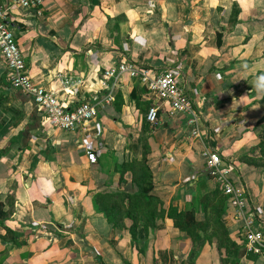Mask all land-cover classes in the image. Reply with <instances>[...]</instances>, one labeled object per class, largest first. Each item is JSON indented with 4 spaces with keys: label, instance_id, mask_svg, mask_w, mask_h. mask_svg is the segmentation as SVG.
Here are the masks:
<instances>
[{
    "label": "crops",
    "instance_id": "0c3cea01",
    "mask_svg": "<svg viewBox=\"0 0 264 264\" xmlns=\"http://www.w3.org/2000/svg\"><path fill=\"white\" fill-rule=\"evenodd\" d=\"M10 8L30 76L70 108H101L73 130L49 128L32 97L10 87L0 53V264H264L228 205L221 219L236 255L219 247L211 222L195 241L167 216H145L153 199L156 213L172 206L208 219L215 207L206 197L218 185L205 167L209 149L231 163L264 222V91L254 84L264 74V0H46L42 15ZM127 60L180 70L199 135L128 75L108 99L104 71ZM153 105L156 125L146 118ZM144 146L153 189L133 184L124 195L132 182L120 164Z\"/></svg>",
    "mask_w": 264,
    "mask_h": 264
},
{
    "label": "built area",
    "instance_id": "2783aa9c",
    "mask_svg": "<svg viewBox=\"0 0 264 264\" xmlns=\"http://www.w3.org/2000/svg\"><path fill=\"white\" fill-rule=\"evenodd\" d=\"M8 1L0 3V53L6 63L10 87L32 97L40 113L47 120L49 128L69 131L95 119L100 113L99 102H83L70 108L54 92L37 83L26 68L23 52L9 26L10 4L34 9L42 15L46 0ZM124 75L139 81L152 95L168 104L172 111L186 114L189 123L194 127L192 134L199 135V113L194 109L193 100L187 90L181 86L179 69L171 67L158 71L151 66H141L130 60L112 65L104 71L110 101L114 100V92L120 87ZM146 118L151 125H156L159 107L151 106ZM87 156L91 163H97L98 157L94 151H87ZM203 157L209 176L217 182L227 197L228 206L234 210L235 218L241 222L247 250L264 255V222L250 205L246 186L233 177L231 163L223 160L219 152L206 149Z\"/></svg>",
    "mask_w": 264,
    "mask_h": 264
},
{
    "label": "trees",
    "instance_id": "16d2710c",
    "mask_svg": "<svg viewBox=\"0 0 264 264\" xmlns=\"http://www.w3.org/2000/svg\"><path fill=\"white\" fill-rule=\"evenodd\" d=\"M263 102H264V97H263ZM264 121V117H263ZM148 169V168H147ZM150 174V180H148L147 185H142V189L144 192H149L153 189V183H152V173L151 170L148 169ZM216 193H214V196ZM212 196V197H214ZM210 196H207L208 198ZM216 197V196H215ZM226 200L227 197L225 196ZM221 201L215 205V208L212 209L213 216H209L206 221H198L196 220L195 216L193 215V212L191 211H182L179 212L177 209L174 207H170L169 211L166 214V211H161L159 213H156L155 206L157 202H154L153 199H148V211L146 212L145 216L148 217L149 220H154L156 217L159 218H165L167 216L168 218L172 219L174 222V225L179 228L181 231L186 232L189 236H191L195 241H201L203 240L202 234L200 231L205 232L207 230V223L210 225V222L213 223V229H212V234L214 239L217 240L219 247H224L226 249L227 254H239L241 247L236 245V243L232 242L227 235V229L225 225L222 223V214H223V209L222 205H220ZM128 213L127 215H131ZM120 216V215H119ZM135 217L134 223L137 221ZM206 226V227H205ZM196 250V247L193 248L192 253L194 254Z\"/></svg>",
    "mask_w": 264,
    "mask_h": 264
},
{
    "label": "rangeland",
    "instance_id": "374dc122",
    "mask_svg": "<svg viewBox=\"0 0 264 264\" xmlns=\"http://www.w3.org/2000/svg\"><path fill=\"white\" fill-rule=\"evenodd\" d=\"M145 137L144 135L142 136V138ZM147 150H146V146H144L141 150H135L134 152V156L132 157V160L131 162H129V153L127 155H125L126 157H128V161H124L120 164V167H119V171L121 173V175H129L131 176V182L132 183H127L128 185V192H123L124 195H129V189L131 188V185L133 184H136L138 187L142 186V185H146L148 184V180H150V172L149 170L147 169V158H146V154H147ZM142 158V159H141ZM250 178H254L255 179V176L254 174L252 173V175H250ZM214 193H216V197L214 196V199H213V206L215 207V205L217 203H220V205H222V209H223V214L225 212V209L227 208V201H226V198L221 190V188L217 185V188L215 189ZM124 195L120 198V200L122 201L120 203V205L122 206H126V200L127 197H124ZM210 197H212L210 195ZM250 205H252L251 201H250ZM214 209V208H212ZM212 209L210 210L211 212L209 214H204L203 215V218L205 217H209V216H213V212H212ZM222 214V216H223ZM121 218H128L129 219V215H124V214H121L120 215ZM120 218V220H121ZM204 220V219H203ZM202 220V221H203ZM241 235V234H240Z\"/></svg>",
    "mask_w": 264,
    "mask_h": 264
},
{
    "label": "clouds",
    "instance_id": "9594fccd",
    "mask_svg": "<svg viewBox=\"0 0 264 264\" xmlns=\"http://www.w3.org/2000/svg\"><path fill=\"white\" fill-rule=\"evenodd\" d=\"M254 84L258 90L264 91V74L257 76L254 80Z\"/></svg>",
    "mask_w": 264,
    "mask_h": 264
}]
</instances>
